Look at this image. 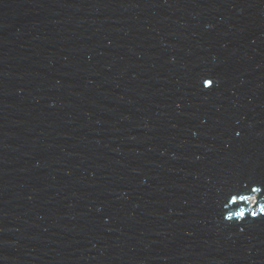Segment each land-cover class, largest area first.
<instances>
[{
  "label": "water",
  "instance_id": "water-1",
  "mask_svg": "<svg viewBox=\"0 0 264 264\" xmlns=\"http://www.w3.org/2000/svg\"><path fill=\"white\" fill-rule=\"evenodd\" d=\"M261 205L264 0H0V264H264Z\"/></svg>",
  "mask_w": 264,
  "mask_h": 264
},
{
  "label": "clouds",
  "instance_id": "clouds-1",
  "mask_svg": "<svg viewBox=\"0 0 264 264\" xmlns=\"http://www.w3.org/2000/svg\"><path fill=\"white\" fill-rule=\"evenodd\" d=\"M203 85H204L205 88L209 87L211 85L210 80H204L203 81ZM233 199H235V197ZM239 199L241 201L246 200L248 205H251L254 202V198L252 196H247V197L240 196ZM238 215H240V217L242 219L244 217V215H245V210L243 208H241L240 213ZM258 215H264V205H261L260 208L257 211H254V212L251 213V217L252 218L257 217ZM226 219H231V217H226Z\"/></svg>",
  "mask_w": 264,
  "mask_h": 264
},
{
  "label": "snow or ice",
  "instance_id": "snow-or-ice-1",
  "mask_svg": "<svg viewBox=\"0 0 264 264\" xmlns=\"http://www.w3.org/2000/svg\"><path fill=\"white\" fill-rule=\"evenodd\" d=\"M210 83H212V82L210 81Z\"/></svg>",
  "mask_w": 264,
  "mask_h": 264
}]
</instances>
